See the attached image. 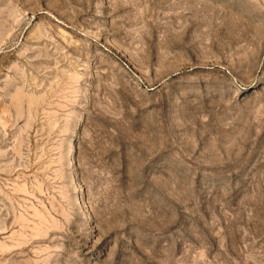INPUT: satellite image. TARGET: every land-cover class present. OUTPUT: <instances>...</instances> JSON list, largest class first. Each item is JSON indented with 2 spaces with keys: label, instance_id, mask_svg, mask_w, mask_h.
<instances>
[{
  "label": "rangeland",
  "instance_id": "obj_1",
  "mask_svg": "<svg viewBox=\"0 0 264 264\" xmlns=\"http://www.w3.org/2000/svg\"><path fill=\"white\" fill-rule=\"evenodd\" d=\"M0 264H264V0H0Z\"/></svg>",
  "mask_w": 264,
  "mask_h": 264
}]
</instances>
